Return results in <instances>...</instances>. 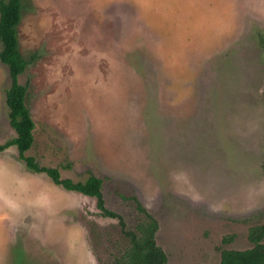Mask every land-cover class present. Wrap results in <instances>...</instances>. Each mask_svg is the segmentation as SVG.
Masks as SVG:
<instances>
[{
    "label": "rangeland",
    "instance_id": "rangeland-1",
    "mask_svg": "<svg viewBox=\"0 0 264 264\" xmlns=\"http://www.w3.org/2000/svg\"><path fill=\"white\" fill-rule=\"evenodd\" d=\"M25 152L0 153V264H114L148 215L164 264H219L264 224V0H21ZM0 62V144L15 136ZM123 223V225L120 224Z\"/></svg>",
    "mask_w": 264,
    "mask_h": 264
},
{
    "label": "trees",
    "instance_id": "trees-1",
    "mask_svg": "<svg viewBox=\"0 0 264 264\" xmlns=\"http://www.w3.org/2000/svg\"><path fill=\"white\" fill-rule=\"evenodd\" d=\"M21 0H0V62L8 68L10 86L6 91V105L8 108L9 125L15 136L0 144V153L10 146H15L18 157L26 167L36 173L46 174L51 181L63 189L75 191L96 200V207L109 217L114 213L104 207L101 195V180L93 175L87 176L83 181H72L61 178L57 168L40 166L32 156L25 152L33 143L34 123L26 105V87L17 81L35 54L29 59L24 58L18 48L17 26L21 19ZM148 220L140 226L139 235L125 231L129 236L130 247L114 264H164L166 255L155 244L154 233L156 222L147 216ZM123 225L122 222H120ZM248 240L252 247L242 251L223 250L220 254L219 264H264V224L252 227L248 233Z\"/></svg>",
    "mask_w": 264,
    "mask_h": 264
}]
</instances>
